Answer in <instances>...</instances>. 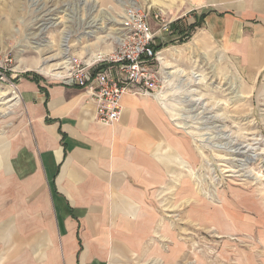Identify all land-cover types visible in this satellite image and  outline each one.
<instances>
[{
    "label": "rangeland",
    "instance_id": "374dc122",
    "mask_svg": "<svg viewBox=\"0 0 264 264\" xmlns=\"http://www.w3.org/2000/svg\"><path fill=\"white\" fill-rule=\"evenodd\" d=\"M201 3L0 0V145L10 144L25 118L20 78L54 83L68 74L70 60L107 57L124 34L128 7L143 10L152 31L160 19L171 21L169 32L155 38L165 58L156 64L161 95L180 135L192 141L197 165L190 169L182 161L188 172L174 198L183 206L161 209L167 238L160 249L167 261L151 253L146 264H264V71L249 72L200 31L209 9ZM189 8L201 14L187 24L179 19ZM41 67L58 74L45 76ZM176 69L183 74L171 73ZM16 244L21 254H14L11 240L0 241V264H36L40 257L30 255L23 240Z\"/></svg>",
    "mask_w": 264,
    "mask_h": 264
},
{
    "label": "crops",
    "instance_id": "0c3cea01",
    "mask_svg": "<svg viewBox=\"0 0 264 264\" xmlns=\"http://www.w3.org/2000/svg\"><path fill=\"white\" fill-rule=\"evenodd\" d=\"M195 1L209 8L200 31L249 72L264 71V0ZM55 80H18L25 118L0 145V241L21 254L23 240L36 264H146L151 253L166 262L161 209L183 206L174 198L182 161L191 169L197 155L165 95L125 94L119 119L104 126L85 88Z\"/></svg>",
    "mask_w": 264,
    "mask_h": 264
},
{
    "label": "built area",
    "instance_id": "2783aa9c",
    "mask_svg": "<svg viewBox=\"0 0 264 264\" xmlns=\"http://www.w3.org/2000/svg\"><path fill=\"white\" fill-rule=\"evenodd\" d=\"M158 19V16H155ZM152 31L143 10L128 7L124 11V34L114 51L93 63L70 60L68 74L60 77L68 86L83 87L95 105V121L104 126L115 123L121 114V100L132 95H161L162 86L154 51L155 38L168 33L170 23L160 19Z\"/></svg>",
    "mask_w": 264,
    "mask_h": 264
},
{
    "label": "bare ground",
    "instance_id": "6f19581e",
    "mask_svg": "<svg viewBox=\"0 0 264 264\" xmlns=\"http://www.w3.org/2000/svg\"><path fill=\"white\" fill-rule=\"evenodd\" d=\"M122 37V35L120 36V38ZM93 56V55H92ZM96 56V55H95ZM97 57V56H96ZM159 62H161V61H163V59H165V58H163L162 57V55L161 54H159ZM97 59V58H96ZM94 61V60H93ZM165 61V60H164ZM89 62V61H88ZM165 63V62H164ZM41 70H40V72L43 74V75H45V76H53L54 74H58V73H54L53 75L51 74L52 73V70H50V69H47V71H44V69L41 67L40 68ZM166 69H167V67H166ZM171 73H173V74H180V75H182L183 74V71L182 70H180V69H176V70H174V71H172ZM55 75V76H56ZM54 78V77H53ZM168 78V77H167ZM196 78H198V80H200V75H197V77Z\"/></svg>",
    "mask_w": 264,
    "mask_h": 264
},
{
    "label": "trees",
    "instance_id": "16d2710c",
    "mask_svg": "<svg viewBox=\"0 0 264 264\" xmlns=\"http://www.w3.org/2000/svg\"><path fill=\"white\" fill-rule=\"evenodd\" d=\"M180 34H183V31H180ZM159 47H155L154 48V51H157V49H158ZM26 76H32V78H37V76L36 75H26Z\"/></svg>",
    "mask_w": 264,
    "mask_h": 264
}]
</instances>
